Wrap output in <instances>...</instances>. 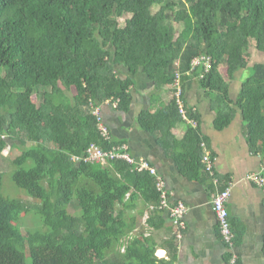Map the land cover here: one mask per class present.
<instances>
[{
  "label": "trees",
  "instance_id": "obj_1",
  "mask_svg": "<svg viewBox=\"0 0 264 264\" xmlns=\"http://www.w3.org/2000/svg\"><path fill=\"white\" fill-rule=\"evenodd\" d=\"M252 45L264 53V0H0V154L10 144L21 149L12 182L37 200L6 196L0 172V264H173L176 237L169 260L158 258L132 214L142 213L140 202L161 208L155 175L139 169L111 130L109 139L101 134L93 108L129 110L136 76L146 73L157 89L170 84L173 99L156 114L142 112L139 123L170 137L175 124L189 122L173 85L178 73L188 117L199 123L185 98L198 85L221 109L217 127L242 112L250 149L264 159V62L249 64ZM201 57L209 71L205 59L194 64ZM222 66L231 80L250 69L236 97ZM187 132L179 167L197 178L209 173L202 134L198 126ZM92 144L126 146L136 162L77 160ZM22 214L40 225L24 232ZM232 227L237 243L243 227Z\"/></svg>",
  "mask_w": 264,
  "mask_h": 264
},
{
  "label": "crops",
  "instance_id": "obj_2",
  "mask_svg": "<svg viewBox=\"0 0 264 264\" xmlns=\"http://www.w3.org/2000/svg\"><path fill=\"white\" fill-rule=\"evenodd\" d=\"M131 94L133 98L127 111L117 108L115 103L102 107L113 141L125 143L134 156L156 167L157 176L166 181L172 205L183 202L188 207L185 227L181 229L172 223L167 209L145 207L140 202L138 209L142 213L132 212L137 213L139 229L156 242L158 258L169 260L168 246L175 236L178 247L173 264H226L229 261L230 254L212 207L214 195L225 186L231 191L227 203L231 222L243 227L242 237L236 243L237 264H264V185L248 178L252 173L264 175V159L250 149L242 112L236 111L232 122L219 128L215 121L221 109L213 105L212 96L198 85L187 89L186 102L197 113L202 141L214 158V173L203 171L197 178L189 177L181 172L179 162L191 145L184 140L192 127L190 122L175 124L170 137L163 136L161 131H147L139 123L142 112L156 114L171 103V85L157 89L148 75L140 72Z\"/></svg>",
  "mask_w": 264,
  "mask_h": 264
},
{
  "label": "built area",
  "instance_id": "obj_3",
  "mask_svg": "<svg viewBox=\"0 0 264 264\" xmlns=\"http://www.w3.org/2000/svg\"><path fill=\"white\" fill-rule=\"evenodd\" d=\"M204 59L206 60V62H204L205 67L207 71H209L211 68L210 59L206 57H201L199 59H196L194 61V64H199ZM173 85L176 88V97H177V101L179 104L180 113L182 114L184 118L189 120L190 124H192L193 126H197L198 125L197 121L191 118L190 116L188 117L187 110L181 98L182 88H181V84L179 81L178 73L176 74V81ZM93 113L98 118V125L101 131V134L106 139H109L110 130L107 124L105 123L104 117L102 115V107L101 106L94 107ZM201 146L204 152V156L202 159L203 163L206 166V170L212 174L214 173L213 171L214 158L212 156V153L207 148L205 142H202ZM125 149H127L126 146H124L123 148L114 147L111 151H104L98 145L92 144L88 148L87 153L85 155H82L81 157H76V159L80 161H84V162H105V161H108V159H117L121 157V158L128 159L131 163H135L136 160L132 158L127 152V150ZM138 163L140 164V168H139L140 170L149 169L152 172V174L157 176V169L153 165L151 166L148 161L142 159ZM248 178L250 179V181L258 185H264V175L260 173L249 174ZM156 182H157V187L161 191V194H162L161 195L162 197L161 208L168 210L172 223L174 225L178 226L180 229L184 228L185 227V215L188 211V207L183 202H178L177 204L172 205V203L169 200L170 191L166 186V181L161 176H157ZM230 195H231V191L229 187L225 188L224 190L218 191L214 195V198L212 199V207L218 219L220 235L222 237L223 242L225 243L226 250L230 254V259L226 264H237L238 263V253L236 250V242H235L236 234L233 230L232 223L230 221V213H229L228 206H227Z\"/></svg>",
  "mask_w": 264,
  "mask_h": 264
},
{
  "label": "rangeland",
  "instance_id": "obj_4",
  "mask_svg": "<svg viewBox=\"0 0 264 264\" xmlns=\"http://www.w3.org/2000/svg\"><path fill=\"white\" fill-rule=\"evenodd\" d=\"M120 22L122 25L125 24V18L120 19ZM257 62H264V53L258 51L254 45L250 47V58H249V64L253 65ZM222 66L221 71L225 74L227 80L230 81L231 84V91L232 96H235L238 94L240 90V85L244 81V79L249 75L250 69L246 68L245 70H240L237 74L234 80H230L227 74V67ZM72 94L77 93L76 89L71 90ZM34 144L33 142H28V145ZM21 149L18 146H14L13 144L8 145L4 152L0 154V172L4 174V183H3V192L6 196H10L7 194L10 193L12 196H15L16 198H22L25 201L30 202H37V200L31 198L28 194L25 193V191L19 187H17L13 182L11 178V171L13 169L12 161L21 154ZM11 197V196H10ZM14 198V197H13ZM73 213L77 214V211L73 210V208L70 209ZM19 226H21L22 230L24 232L28 231L29 229L36 228L40 225V222L34 217V215H25L22 214L19 221ZM31 261H29L28 264H30Z\"/></svg>",
  "mask_w": 264,
  "mask_h": 264
},
{
  "label": "clouds",
  "instance_id": "obj_5",
  "mask_svg": "<svg viewBox=\"0 0 264 264\" xmlns=\"http://www.w3.org/2000/svg\"><path fill=\"white\" fill-rule=\"evenodd\" d=\"M192 125V124H191ZM193 126V125H192ZM198 126V125H197ZM194 127H196V126H194ZM202 147V146H201Z\"/></svg>",
  "mask_w": 264,
  "mask_h": 264
}]
</instances>
